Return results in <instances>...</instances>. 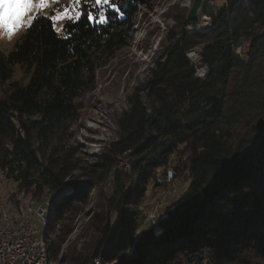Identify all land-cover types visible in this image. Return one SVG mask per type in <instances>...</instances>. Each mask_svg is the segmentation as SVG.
I'll return each instance as SVG.
<instances>
[{
  "label": "trees",
  "instance_id": "16d2710c",
  "mask_svg": "<svg viewBox=\"0 0 264 264\" xmlns=\"http://www.w3.org/2000/svg\"><path fill=\"white\" fill-rule=\"evenodd\" d=\"M156 1L114 0L123 17L107 9L106 24L66 21L62 35L50 20L38 19L12 51L0 53V83L17 66L30 75L0 96V171L36 204L51 194L53 215L43 232L50 258L62 255L71 264H264V0L247 6L228 0L209 31L171 36L129 98L118 121L119 140L108 154L86 163L69 147L78 98L130 45L137 18ZM244 43L242 57L237 50ZM193 50L208 68L205 78L196 77L187 56ZM126 154L135 158L137 176L129 187L116 169ZM175 156L190 166V184L155 226L141 229L147 185ZM111 174L116 189L106 205L116 219L94 213L87 223L96 234L89 255L76 246L64 252L93 189Z\"/></svg>",
  "mask_w": 264,
  "mask_h": 264
},
{
  "label": "rangeland",
  "instance_id": "374dc122",
  "mask_svg": "<svg viewBox=\"0 0 264 264\" xmlns=\"http://www.w3.org/2000/svg\"><path fill=\"white\" fill-rule=\"evenodd\" d=\"M65 2L66 0H61V6ZM193 3L194 0H158L151 9L143 8L142 14L137 18L130 45L117 52L108 64L97 71L94 86L82 93L77 100V118L70 131L69 147L74 152H78L80 159L86 163L97 162L100 157L108 154L111 145L119 140V118L124 111L129 109V98L138 87L146 82L154 61L168 44L169 38L181 30L190 34L198 33L191 30L192 26L196 24V26H201V32L209 31L213 26L212 16L217 15L219 10L226 7L228 0H203L202 8L198 13V21L190 24L187 22V17ZM239 3L247 6L248 0H239ZM86 4L98 10L97 7H93L94 0H87ZM56 7L57 5H51L48 9L43 10V14L46 16L53 15ZM66 21L68 20L59 21L54 26L55 29H61L58 32L61 35ZM28 28L21 29L11 40L7 36H0V53L7 54L12 51L16 42ZM247 47L248 45L244 43L237 52L244 57ZM192 61L197 66L196 70L201 69L198 61H194V59ZM29 79L30 75L26 74L21 67H15L12 78L5 83H0V96L6 94L10 84L14 82L26 84ZM144 103L147 106L149 104L146 98H144ZM177 159L176 156L173 157L168 167L159 169L155 173V178L148 183L146 200L140 208L143 217L139 220L138 225L141 229L155 226L156 224L151 221L152 216L160 218L166 209L186 192L190 184V166L183 167V164ZM182 161L185 162L186 158L183 157ZM134 162L135 158L129 154L117 158L116 169L121 173L127 187L137 179V176L132 173ZM0 185L9 186V190L5 191L0 187V211L1 207H5L11 217L14 218V222L17 224L24 223L19 218L20 213L17 209L20 202L17 201L16 197L18 193H21L17 190L18 184L15 183L16 186H12L10 179H8ZM115 189L116 179L113 174L106 179L101 187L93 189L89 203L74 222V232L64 245V252L69 248L72 252L76 246L77 251H85L83 249H86L88 251H85L84 254L89 255L95 246L96 234L92 230H88L87 223L94 213L102 212L114 222L116 213L108 209L106 200L111 199ZM50 195L47 192L45 199L40 204L50 201ZM31 200L30 195H25L23 198V201L29 205L32 204L35 207L40 205ZM52 215L53 213H50L48 218H51ZM36 224L44 232V225L40 221H37ZM53 263L71 264L65 261L62 255L53 259ZM95 263L102 264L99 260H96Z\"/></svg>",
  "mask_w": 264,
  "mask_h": 264
},
{
  "label": "snow or ice",
  "instance_id": "6c2138e0",
  "mask_svg": "<svg viewBox=\"0 0 264 264\" xmlns=\"http://www.w3.org/2000/svg\"><path fill=\"white\" fill-rule=\"evenodd\" d=\"M86 2L87 0H66L61 6V0H0V36H7L11 40L21 29L31 28L33 22L38 19H48L53 26L65 19L69 22H78L81 18H86L94 24H106L107 9H113L114 14L119 13L121 17L124 15L114 0H94L93 7L99 9L95 15L84 10L82 4ZM51 5H57L55 13L51 16L44 15L43 10ZM56 31L60 32L61 29L57 28Z\"/></svg>",
  "mask_w": 264,
  "mask_h": 264
},
{
  "label": "built area",
  "instance_id": "2783aa9c",
  "mask_svg": "<svg viewBox=\"0 0 264 264\" xmlns=\"http://www.w3.org/2000/svg\"><path fill=\"white\" fill-rule=\"evenodd\" d=\"M197 25V24H196ZM198 27V33L202 31L201 26ZM191 26V25H190ZM187 56L194 61H198L201 69L196 70V77L205 78L208 73V68L204 66L200 60L197 50L190 51ZM10 184H13V179H10ZM5 185H0L3 191L9 190ZM27 195V193H23ZM12 199V198H11ZM51 211V202L48 200L42 205H38L33 209H26L23 217L25 219V227L21 231H13L7 229V222L14 218L7 216V209L1 207L0 222L6 226V234H0V243H7V246H13V254H6V250H0V264H38L40 254L37 251L36 240H38V231L40 228L36 222L45 219L46 214ZM159 218L152 216V223L157 224ZM35 221V223H34Z\"/></svg>",
  "mask_w": 264,
  "mask_h": 264
},
{
  "label": "bare ground",
  "instance_id": "6f19581e",
  "mask_svg": "<svg viewBox=\"0 0 264 264\" xmlns=\"http://www.w3.org/2000/svg\"><path fill=\"white\" fill-rule=\"evenodd\" d=\"M191 30L198 32V27H193ZM0 172H1L0 183H2L5 180L7 181L8 177L6 176L5 172H3V171H0ZM11 185L16 186L15 183H13ZM23 193H25V192H21L20 194L18 193V195L16 197L17 201L20 202V205L18 206V208L17 207H15V208L18 209L20 216H24L25 208L26 209H33L35 207L34 205H32V204L29 205V203H26L25 201H23V198L25 196V194H23ZM15 202H16V200H15ZM52 211H53V205L51 204V211L46 214L45 219L42 221L44 228L49 222L48 216L50 213H52ZM7 216L11 217V215L8 213V211H7ZM19 218L22 219L24 221V223L17 224V222H14V220H10V222H7V229H12L13 231H21L22 228L25 227V219L23 217H19ZM0 234H6V226H4L3 222H0ZM36 247H37V251L40 254L38 264H54L53 259L49 257L47 247L43 241V231L42 230L38 231V240H36ZM0 250H6V254H13V246H7V243H0Z\"/></svg>",
  "mask_w": 264,
  "mask_h": 264
},
{
  "label": "water",
  "instance_id": "95a60500",
  "mask_svg": "<svg viewBox=\"0 0 264 264\" xmlns=\"http://www.w3.org/2000/svg\"><path fill=\"white\" fill-rule=\"evenodd\" d=\"M203 0H194L193 6L188 14L187 22L192 24L196 23L199 19L198 13L200 9L202 8Z\"/></svg>",
  "mask_w": 264,
  "mask_h": 264
}]
</instances>
